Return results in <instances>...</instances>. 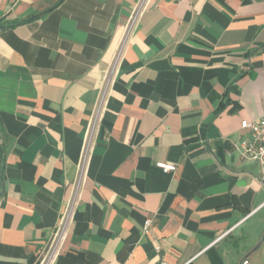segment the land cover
Segmentation results:
<instances>
[{
	"label": "crops",
	"instance_id": "obj_1",
	"mask_svg": "<svg viewBox=\"0 0 264 264\" xmlns=\"http://www.w3.org/2000/svg\"><path fill=\"white\" fill-rule=\"evenodd\" d=\"M139 1L0 0V264L49 249ZM261 118L264 0H146L52 264H264Z\"/></svg>",
	"mask_w": 264,
	"mask_h": 264
},
{
	"label": "built area",
	"instance_id": "obj_2",
	"mask_svg": "<svg viewBox=\"0 0 264 264\" xmlns=\"http://www.w3.org/2000/svg\"><path fill=\"white\" fill-rule=\"evenodd\" d=\"M145 2L146 0H140L138 2L126 26L123 37L117 49L116 55L110 65L109 70L106 73V76L104 78V82L102 84L100 94L97 100V105H96V109L94 112V116L92 120L90 121V124L85 133L84 145L82 148L80 161L77 165L75 180L72 184L71 197L68 203L66 204L65 211L63 215L61 216L59 223L56 227V230L53 234V239L51 241L49 249L47 250V252L43 256V258L39 261L38 264H52L54 257L56 256L57 248L63 238L65 228L76 206L77 194H78L80 185L83 181V178L85 176L86 164H87L88 155H89V152L92 146V140L94 137L95 128L98 122L100 112L106 101V97L108 96L109 86L112 82V77L114 76L117 62L119 60L123 45L127 37L129 36L137 20V17L139 16L141 10L143 9ZM240 129L243 131H247L249 133V136L247 139H244L241 142H239V144L235 145L234 146L235 150L239 153L240 157L243 160H246L248 162L254 163L257 166H259L261 173L264 175V118H261L256 122L242 121L240 123ZM156 167L160 169L163 173H172L176 169L174 165L162 164V163L157 164ZM149 224H150V221L148 220L144 222L143 227L145 230L148 228ZM160 264H166V263L162 262ZM243 264H246V262H243Z\"/></svg>",
	"mask_w": 264,
	"mask_h": 264
},
{
	"label": "trees",
	"instance_id": "obj_3",
	"mask_svg": "<svg viewBox=\"0 0 264 264\" xmlns=\"http://www.w3.org/2000/svg\"><path fill=\"white\" fill-rule=\"evenodd\" d=\"M0 29H2V28L0 27Z\"/></svg>",
	"mask_w": 264,
	"mask_h": 264
}]
</instances>
